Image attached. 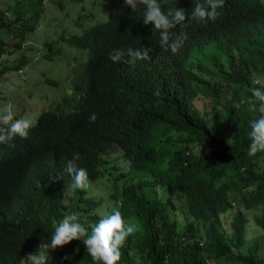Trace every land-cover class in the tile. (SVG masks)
Returning <instances> with one entry per match:
<instances>
[{
  "label": "trees",
  "instance_id": "trees-1",
  "mask_svg": "<svg viewBox=\"0 0 264 264\" xmlns=\"http://www.w3.org/2000/svg\"><path fill=\"white\" fill-rule=\"evenodd\" d=\"M41 1L0 6V55L21 47L36 26ZM105 1L107 19L60 35L85 50L83 61L73 66V102L64 95L37 115L27 139L0 144V264H19L42 240L49 242L66 215L77 214L90 233L100 217L94 211L99 200L93 203L83 190L72 188L64 201L72 183L67 162L78 154L73 163L93 179L101 172V153L112 146L133 169L108 173L109 196L119 201L116 209L125 222L138 225L118 264H206V257L264 264V163L258 162L264 153L248 155L250 122L259 113L247 103L251 89L264 90V81L255 78L264 76V1L225 0L215 21H186L187 27L171 29L173 36L183 30L189 37L175 54L163 51L159 34L142 23L143 6L132 12L123 0ZM197 2L203 0H168L162 10L178 7L190 15ZM57 42L43 41L44 57L59 53ZM140 47L149 49V60L133 66L108 59L113 49ZM24 62L22 56L0 61V75ZM44 81L56 83L50 77ZM224 87H230L228 93ZM202 94L216 106L209 116L193 104ZM92 113L94 123L89 122ZM239 173L244 180L236 177ZM160 184L163 198L156 196ZM240 204L261 207L253 217L260 234L246 237ZM232 206L226 232L219 214ZM175 209L201 223L202 239L192 220L178 227L171 216ZM51 253L69 257L65 264H94L82 240Z\"/></svg>",
  "mask_w": 264,
  "mask_h": 264
},
{
  "label": "rangeland",
  "instance_id": "rangeland-1",
  "mask_svg": "<svg viewBox=\"0 0 264 264\" xmlns=\"http://www.w3.org/2000/svg\"><path fill=\"white\" fill-rule=\"evenodd\" d=\"M12 0H0V6L4 7L6 2ZM105 1V0H104ZM103 0H42V10L37 18L35 28L25 35L21 47L11 53L0 55V61L15 60L19 56L25 58V63L22 65V73H17L16 69H6L0 75V109L7 105H11L16 113L15 118H28L35 120L38 113L48 108V104H53L56 101L62 102V96L65 92L64 84H68V70L72 73L77 71L73 66L83 61L85 54L72 48L60 35H68L71 32L80 31L82 28L96 21H103L107 17L105 2ZM264 1V0H260ZM29 5V4H28ZM106 11V12H105ZM86 12V13H85ZM105 13V16H104ZM104 16V17H103ZM102 17V18H100ZM99 18V19H97ZM59 36V37H58ZM57 38V45L60 51L54 54L53 57H43L45 47L43 41ZM74 63V65H72ZM21 66V65H20ZM225 67V65H224ZM43 76H53L58 79L57 84H49L42 82ZM59 76H63L61 79ZM256 80L263 82L264 76L260 73L255 74ZM230 87H224L228 93ZM240 90V89H238ZM207 94V93H206ZM194 106L209 116L216 107L211 103L210 96L199 95L193 100ZM170 138L168 141H172ZM166 143L167 146L170 144ZM178 144L180 142L178 141ZM175 145V144H174ZM118 151L121 153L120 149ZM118 151L108 150L102 154V157L114 159L115 167H111V160L101 162V174L94 179H89V183L94 185L89 186L88 193L95 196V199L102 198V201L94 207L96 213L107 212L117 208L118 200L112 198L108 193L109 172L118 175L119 170L126 169V163L119 157ZM259 164L264 163V155L259 158ZM133 168H131L132 171ZM245 174L239 173L236 177L239 180L245 179ZM125 177V176H124ZM124 179V178H123ZM122 179H119V181ZM124 183V182H123ZM148 187V183H146ZM160 188L157 194L159 198L166 195V190L163 184L157 186ZM72 187L68 188L65 194L66 198L72 194ZM84 194H85V190ZM231 203L234 201V193H230ZM239 209L246 217L245 234L246 237H252L261 233V229L255 225L253 217L261 210L260 206L244 208L241 204ZM235 209L229 208L219 214V226L229 232L230 218ZM171 216L176 219L178 227L182 229L185 221L192 220L194 223L195 234L199 239L203 238L204 229L200 222L196 221L192 216H187V212L182 209H175ZM49 264H62L63 256L52 254L49 252ZM211 264H239L230 260H211ZM65 264V262H63Z\"/></svg>",
  "mask_w": 264,
  "mask_h": 264
},
{
  "label": "clouds",
  "instance_id": "clouds-1",
  "mask_svg": "<svg viewBox=\"0 0 264 264\" xmlns=\"http://www.w3.org/2000/svg\"><path fill=\"white\" fill-rule=\"evenodd\" d=\"M167 3L168 0H123V5L127 8H130L132 12L136 11L138 7L143 6L142 23L144 25H151V30L154 33L159 34V46L163 51H171L172 54H175L183 47L189 37L188 34L183 30L173 36L170 30L176 28L178 25L187 27V24L185 23L186 21L189 24L192 21H215L220 15L217 9L224 6L225 0H203V3L197 2L192 8L190 15H186L185 9L178 7H169L165 12L164 10H162V4ZM105 9L107 10L106 2ZM84 28H82L81 30H83ZM72 48L85 54L84 49L76 47ZM41 55L43 56V52ZM125 57H127V59H125ZM108 59H110L112 62H122L124 64L134 66L137 60L150 59L149 49L145 47L136 49L128 48L126 50L113 49L112 52L108 54ZM72 65H74V63ZM15 69L17 73H22L23 66L21 65ZM76 72L77 71L72 73L70 70H68L69 83L64 84L65 90H69V93L65 92L64 94L65 97L68 96L69 103L73 102L74 97H76V95L71 92L70 89ZM43 77H50L56 81V83L54 84L58 83V79L54 78L53 76ZM59 77L61 79L63 76ZM44 78L42 82L47 83L44 81ZM256 83H259V81L257 80ZM49 84L52 83H47V85ZM250 91L251 97L247 100V103L249 104L251 111H258L259 113V117L250 122V131L248 133V138L250 140L248 155L250 157H254L257 155V153H264V90H261L260 88H253ZM153 95L158 97L159 91L154 92ZM63 97L64 96H62V98ZM58 102L61 103L60 101ZM160 102V100L156 101L157 104ZM257 102H259L258 108L256 107ZM51 104H48L47 106L51 107ZM236 107H239V105H236ZM15 117L16 113L11 105H7L4 108L0 109V144H7L9 141L13 140L16 137L27 139L29 130L33 127V123L35 122V120L32 121L28 118ZM96 119L97 116L95 113H92L89 116L90 123H94ZM108 150L118 151V147L112 146L111 148H108L101 153L102 161L111 160L110 165L115 166L113 158L108 159L107 157H102V154L107 152ZM119 154V157L126 163L127 167L124 170H119L118 174L120 172L128 174V170L131 172L130 164L126 159L123 158L122 152H119ZM76 159H79L78 154H74L73 156V160ZM73 160H69L66 167L67 172L72 177V183L69 184V187L71 186L74 190H85V195L89 198L90 201L94 203L99 200L100 203L102 201V198L95 199V196H93L91 193H88L90 184H94L92 182L89 183V179L91 178H88L86 169L77 168L73 163ZM99 174H101V172ZM134 178L135 177H133V179ZM120 179H122L120 180L121 182L127 180L123 179V177H120ZM159 189L160 188H157L156 190V196L158 197L159 195L157 194V192L159 191ZM153 194L154 193H152V195ZM137 231L138 225L135 223L125 222L121 212L116 208H113L110 212L100 213L98 221L95 224L91 225L90 233L88 232V229L84 226V224L79 222L77 214L74 213L71 215H66L55 226L50 241L45 242L42 240L37 245V250L35 252L26 254V256L21 259L19 264H48L49 251L52 252L58 248H62L74 240H82L86 252L90 256L94 264H118L119 260L121 259V249L124 247L127 239L130 236L134 235ZM63 259H69V257H63ZM204 261L206 264L212 263L211 259L208 257H206Z\"/></svg>",
  "mask_w": 264,
  "mask_h": 264
}]
</instances>
